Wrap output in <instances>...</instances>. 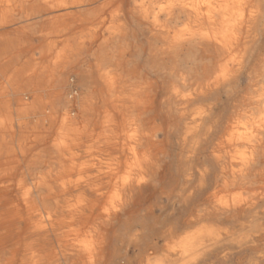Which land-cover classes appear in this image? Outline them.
I'll return each instance as SVG.
<instances>
[{"label":"bare ground","instance_id":"1","mask_svg":"<svg viewBox=\"0 0 264 264\" xmlns=\"http://www.w3.org/2000/svg\"><path fill=\"white\" fill-rule=\"evenodd\" d=\"M31 1L0 17V264H264V0ZM36 48L59 68L22 80Z\"/></svg>","mask_w":264,"mask_h":264},{"label":"rangeland","instance_id":"2","mask_svg":"<svg viewBox=\"0 0 264 264\" xmlns=\"http://www.w3.org/2000/svg\"><path fill=\"white\" fill-rule=\"evenodd\" d=\"M31 3H32L31 0H29L27 2H22V3L19 0H10V1L0 0V17L2 16L3 13H5L7 19H16L19 16H22L23 15V10L20 9L21 8V5L20 4H22L23 5V8L25 9L26 7L31 6ZM109 10H110V8L107 9V11L105 12V14L103 16L104 17V20H105V22L103 23V28H102L103 30H105L106 26L109 24L108 21L110 19H108V15H107L109 13ZM34 16H36L35 17L36 18L35 20L37 21V23H36L37 24V33H39V32H43V33L48 32L49 31L48 28H45V27H46V23L48 21V18H50L49 15H45L43 17V19H41V16H39L37 14H35ZM42 21H44V23H42ZM34 31L36 32V30H34ZM20 58L21 59H19L17 61V66L18 67H20V66L22 67V65L25 62H27V60H28V59H26L25 55H23V54H21V57ZM28 62L31 63V64H34L35 65V68H36V71H32V70L28 71V77H29V79L30 78H33L34 75H35V77H37V78L39 77L40 78L41 75L39 74V72L40 71H44L45 69H47L49 64H53L54 66H56V67L58 66V68H59V65L57 63L58 61H57V58L55 56V52H53V50L50 51L47 55L44 56L43 64L41 63V61L39 62V61L36 60V56L35 55L33 56V59L28 60ZM14 64H16V63H14ZM87 64L89 66H92L93 67L92 70L94 69L95 62H94V59L93 58L88 59ZM40 65H43V68L42 69L41 68H37ZM97 72H100V71H97ZM40 79L41 80H44V78H40ZM15 105L16 104H14V106ZM40 117H42V116H37L36 119L37 118H40ZM60 119H61V117H60ZM20 121H21V119H20ZM39 122L40 121L38 120L37 123H39ZM14 130L16 132L15 133L14 144H18L20 141L17 140V138L21 134V131H24V130H27V129L24 128V124H19V125L15 124L14 125ZM18 130H20V131H18ZM29 137H31V136H29ZM25 143H27V144L29 143L28 145H30V141L29 140L26 141ZM49 143L50 142L43 143L41 147H46ZM39 147H40V145H39ZM39 147H38L37 150H39ZM6 162H7V165L9 163L10 166H13L15 164L13 162V159H12L11 156L9 157L6 154H2L0 156V163H3L1 165L2 169H3V167L6 166V164H4ZM1 176H4V174L1 173ZM12 184H13V182L12 181H9L6 177H3V178L1 177L0 178V187L7 186L8 188H13V185ZM245 257H246V255H243V256H240V257L239 256L238 257H232V258L229 259V261L226 264H239L240 262H242L245 259ZM219 264H225V263L224 262H219Z\"/></svg>","mask_w":264,"mask_h":264},{"label":"crops","instance_id":"3","mask_svg":"<svg viewBox=\"0 0 264 264\" xmlns=\"http://www.w3.org/2000/svg\"><path fill=\"white\" fill-rule=\"evenodd\" d=\"M44 13L43 12H41L40 14H39V16H41V19H43V17H44ZM33 53H35V56H36V60L37 61H41V63L43 64V59H44V57L43 56H40L39 55V52H38V49L36 48L35 50H32L31 52H29V53H25V55L27 56V55H31V54H33ZM26 59H28L27 57H26ZM33 59V58H32ZM28 65H29V62H28V60H27V62H25L23 65H22V67L20 66V67H17V69H19V72H20V78L22 79V80H25V81H27L28 80V73L26 72V70H27V67H28ZM37 68H43V65H40L39 67H37ZM41 78V77H40Z\"/></svg>","mask_w":264,"mask_h":264}]
</instances>
